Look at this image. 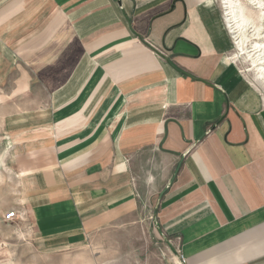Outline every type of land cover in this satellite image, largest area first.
Wrapping results in <instances>:
<instances>
[{
	"label": "crops",
	"instance_id": "obj_1",
	"mask_svg": "<svg viewBox=\"0 0 264 264\" xmlns=\"http://www.w3.org/2000/svg\"><path fill=\"white\" fill-rule=\"evenodd\" d=\"M211 1L0 0L1 157L41 240L145 224L180 264H264V92Z\"/></svg>",
	"mask_w": 264,
	"mask_h": 264
},
{
	"label": "rangeland",
	"instance_id": "obj_2",
	"mask_svg": "<svg viewBox=\"0 0 264 264\" xmlns=\"http://www.w3.org/2000/svg\"><path fill=\"white\" fill-rule=\"evenodd\" d=\"M232 1L245 9L255 25L262 22L264 0ZM212 5L217 13L219 10L223 27L231 39H227V42L234 55V35L227 27L221 1L213 0ZM258 42L262 44L264 51L263 34L260 40L254 38L249 42L247 52H253L252 43ZM247 52H244L237 62L244 72L247 71L246 74L254 79V72H248L250 59ZM259 85L264 92V81ZM7 114H14V107L11 106L6 111L0 108V264H180L175 241L157 230L158 235L157 226L154 225H119L95 234L84 246L69 249L41 240L33 232L30 223L23 218L7 221L6 215L15 211V204L20 196L19 185L14 182L13 173L7 168L9 162L3 161L1 157L8 148V145L3 143L4 137L11 133L5 123ZM14 122L16 121L13 118L11 124Z\"/></svg>",
	"mask_w": 264,
	"mask_h": 264
},
{
	"label": "bare ground",
	"instance_id": "obj_3",
	"mask_svg": "<svg viewBox=\"0 0 264 264\" xmlns=\"http://www.w3.org/2000/svg\"><path fill=\"white\" fill-rule=\"evenodd\" d=\"M220 1L224 10V18L227 27L229 31L234 35V46L236 47V54L233 55V58L235 60H238L244 52H247L246 47L249 42L252 41V39L257 38L260 40L263 36L264 16L262 18V22L258 25H255L252 18L246 13L245 9L235 4L234 1ZM211 4L212 3L210 2L208 5H210L216 12V9ZM250 29L253 30L250 31ZM260 42L252 43L251 49L253 50V52H247L249 54L248 58L250 59L248 72H254L253 80H255L258 84L264 81V51H262V44ZM224 44L225 48L230 50L231 47L228 45L226 39ZM245 73H247V71H245Z\"/></svg>",
	"mask_w": 264,
	"mask_h": 264
},
{
	"label": "built area",
	"instance_id": "obj_4",
	"mask_svg": "<svg viewBox=\"0 0 264 264\" xmlns=\"http://www.w3.org/2000/svg\"><path fill=\"white\" fill-rule=\"evenodd\" d=\"M7 221H15L17 219H20V215L14 211L12 212H9L7 215H6V218H5ZM183 263H185V260L184 258L182 257L181 258Z\"/></svg>",
	"mask_w": 264,
	"mask_h": 264
}]
</instances>
